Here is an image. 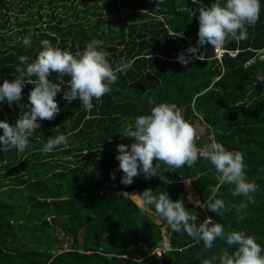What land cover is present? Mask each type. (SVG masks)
<instances>
[{
    "label": "trees",
    "instance_id": "trees-1",
    "mask_svg": "<svg viewBox=\"0 0 264 264\" xmlns=\"http://www.w3.org/2000/svg\"><path fill=\"white\" fill-rule=\"evenodd\" d=\"M201 2L205 7L226 4ZM260 5L259 20L246 26L247 39L222 47L237 51L234 56L225 53L219 63L206 45L196 53L202 60L185 66L178 54L198 41V5L192 0H0V83L19 76L16 67L27 66L19 57L33 62L44 39L73 55L100 40L113 68L133 61L126 74H117L110 93L92 100L91 111L58 93L60 112L53 120L39 121L24 152L0 150V264H201L225 249L234 251L219 238L205 250L186 232L174 233L154 205L143 204L146 189L153 196L164 192L173 201L183 200L197 225L210 217L226 233L244 231L264 248V83L257 81L264 75V0ZM25 37L31 38L30 47L23 44ZM49 79L57 82V74ZM64 79L67 86L70 77ZM33 87L25 82L20 101L0 102V120L14 124L28 110ZM150 102L175 103L192 126L205 125L211 138L202 135L195 140L197 148L215 141L242 152L246 179L257 186L254 202L233 196L235 186L220 184L214 165L203 156L191 167L168 170L161 164L160 175L171 183L140 174L131 185L122 184L117 145L133 142L122 137L124 128L150 114ZM58 135L68 137L69 147L43 152L47 140ZM64 185L68 189L62 191ZM214 188L230 211L217 215L196 206ZM241 203L247 207L237 213ZM58 228L71 239L67 246L59 245ZM166 242L169 250L149 255ZM139 249L143 257L134 256Z\"/></svg>",
    "mask_w": 264,
    "mask_h": 264
},
{
    "label": "clouds",
    "instance_id": "clouds-1",
    "mask_svg": "<svg viewBox=\"0 0 264 264\" xmlns=\"http://www.w3.org/2000/svg\"><path fill=\"white\" fill-rule=\"evenodd\" d=\"M163 0H158V4ZM198 5V41L196 46H189L182 50L177 60L182 65H189L194 59H201L196 54L206 45L213 49L222 48L228 41L237 42L247 39V27L255 26L259 20L260 0H226L223 6L212 3L205 7L201 0H192ZM25 46H31V38H23ZM103 42L92 40L82 52L73 55L68 50L54 47L48 39L41 41L42 50L33 62L28 63L27 56H20L21 65L15 71L20 73L15 79H7L0 83V102L11 105L22 99V91L27 84L34 87L28 95V110L20 114L14 124L0 120V150L12 149L24 152L29 145V137L41 127L39 121L53 120L60 112L55 99L58 93L63 92V98L71 103L79 100L86 111L94 107L92 100H100L105 94L111 92V85L118 82V73H125L132 67L133 61H121L113 68L108 60L109 53L102 47ZM52 73L57 74V82L49 79ZM65 76L70 77L65 86ZM35 77V79H33ZM257 81L264 83V75H257ZM150 114L135 118L134 124H127L122 137H128L133 142L129 145H117L116 159L119 161L118 171H122L121 183L131 185L134 177L143 174L145 178L159 176L166 183H171L167 177L160 175L161 164L168 170L179 169L185 165L191 167L202 155L210 160L219 175L220 184L234 185L233 196H241L248 203L254 202L253 193L257 186L249 182L245 176L244 155L240 151L228 150L221 143L213 141L203 150L195 145L196 131L184 119L183 112L175 103L155 104ZM63 145L69 147L68 137L58 135L49 138L42 148L45 153L52 152L54 148ZM115 180V172L111 174ZM218 189H212L211 196L205 203L195 202L197 207L206 208L220 215L226 209L223 199L216 198ZM127 195V192H121ZM191 199V197H189ZM142 201L145 206L154 205L156 213L165 219L174 233L186 232L197 243L203 242L205 250L211 249L219 238L234 251L229 253L225 249L221 255L202 259L201 264H264V248L260 246L251 235L244 231L225 232L221 223L206 218L197 225V216L190 215L183 200L173 201L167 193L153 196L151 189L142 192ZM236 212L241 213L247 207L241 203ZM237 219H243L238 215Z\"/></svg>",
    "mask_w": 264,
    "mask_h": 264
},
{
    "label": "rangeland",
    "instance_id": "rangeland-1",
    "mask_svg": "<svg viewBox=\"0 0 264 264\" xmlns=\"http://www.w3.org/2000/svg\"><path fill=\"white\" fill-rule=\"evenodd\" d=\"M15 12H17V8H16ZM193 127H194V129L196 131V138H195V140H197L198 138H200L202 135H203V137L205 136L204 139L211 138V136H206L205 135V127L206 126L205 125H202L201 122H195L194 125H193ZM203 146L204 147L200 148L201 150H203L205 148L206 144H204ZM66 189H68L67 188V185H64L62 187V191L66 190ZM186 192L188 194V197H191L192 192L190 190H188L187 186H186ZM82 194L83 193H80V195L79 194H76V195H66V196H63L62 199H71V198H75L76 199V198L80 197ZM191 199H192V197H191ZM57 238H58L59 245L62 246V247H63V245L64 246H67L70 243V241H71V239L68 236L64 235L63 231L60 228L57 229Z\"/></svg>",
    "mask_w": 264,
    "mask_h": 264
},
{
    "label": "built area",
    "instance_id": "built-area-1",
    "mask_svg": "<svg viewBox=\"0 0 264 264\" xmlns=\"http://www.w3.org/2000/svg\"><path fill=\"white\" fill-rule=\"evenodd\" d=\"M236 52H237V51H227V50H225V49H223V48H220V49H213L214 57L218 60L219 63H221V59H222V57H223V55H224L225 53L229 54L230 56H234V55L236 54ZM193 56H197V55H196V54H193ZM261 58H264V56H261L260 59H261ZM248 64H249V62H248ZM201 156H202V155H201ZM166 239H167V238L164 237V240H166ZM169 249H170V248H169V246H168V243L166 242L162 248H155V249H153V250L149 253V255H152V254H154V253L162 254V253H165V252H166L167 250H169ZM178 250L180 251L181 249H178Z\"/></svg>",
    "mask_w": 264,
    "mask_h": 264
},
{
    "label": "water",
    "instance_id": "water-1",
    "mask_svg": "<svg viewBox=\"0 0 264 264\" xmlns=\"http://www.w3.org/2000/svg\"><path fill=\"white\" fill-rule=\"evenodd\" d=\"M218 180H219V178H218ZM133 254L135 257H143L144 253H143V250L139 249V250H136Z\"/></svg>",
    "mask_w": 264,
    "mask_h": 264
},
{
    "label": "crops",
    "instance_id": "crops-1",
    "mask_svg": "<svg viewBox=\"0 0 264 264\" xmlns=\"http://www.w3.org/2000/svg\"><path fill=\"white\" fill-rule=\"evenodd\" d=\"M133 196H135V193L133 194Z\"/></svg>",
    "mask_w": 264,
    "mask_h": 264
}]
</instances>
